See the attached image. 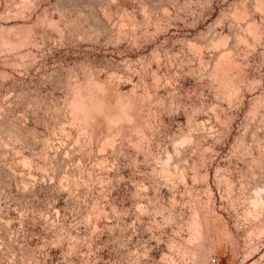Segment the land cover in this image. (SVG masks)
<instances>
[{"label":"rangeland","instance_id":"obj_1","mask_svg":"<svg viewBox=\"0 0 264 264\" xmlns=\"http://www.w3.org/2000/svg\"><path fill=\"white\" fill-rule=\"evenodd\" d=\"M0 264H264V0H0Z\"/></svg>","mask_w":264,"mask_h":264}]
</instances>
